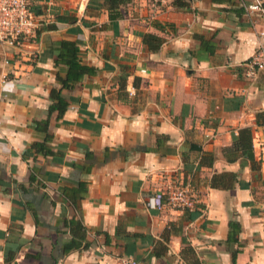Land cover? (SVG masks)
Masks as SVG:
<instances>
[{
  "label": "crops",
  "instance_id": "1",
  "mask_svg": "<svg viewBox=\"0 0 264 264\" xmlns=\"http://www.w3.org/2000/svg\"><path fill=\"white\" fill-rule=\"evenodd\" d=\"M250 2H38L34 34L0 46V264H264V69L243 76L264 21ZM62 41L91 72L60 89L58 115ZM243 127L252 159L231 146ZM177 186L193 208L147 207Z\"/></svg>",
  "mask_w": 264,
  "mask_h": 264
},
{
  "label": "built area",
  "instance_id": "2",
  "mask_svg": "<svg viewBox=\"0 0 264 264\" xmlns=\"http://www.w3.org/2000/svg\"><path fill=\"white\" fill-rule=\"evenodd\" d=\"M153 5H160L168 0H149ZM40 0H0V46L18 49V44L34 34L39 23L34 7ZM245 14L256 12L264 21V1L251 0L244 5ZM264 69V45H259L254 53L245 61L243 76L253 78L258 70ZM262 140L259 142L264 148V124L261 126ZM195 195L185 186H177L166 192L157 191L146 198V205L157 211H171L191 209L196 204ZM111 264H142L138 260L115 255Z\"/></svg>",
  "mask_w": 264,
  "mask_h": 264
},
{
  "label": "trees",
  "instance_id": "3",
  "mask_svg": "<svg viewBox=\"0 0 264 264\" xmlns=\"http://www.w3.org/2000/svg\"><path fill=\"white\" fill-rule=\"evenodd\" d=\"M107 3L108 9L117 6L124 0H104ZM111 16V14L109 15ZM141 42L147 50H156L161 44L160 37L150 34L142 33ZM77 47L71 41H62L60 43V49L57 53L55 64H63L66 66V70L63 76L59 74L55 75V79L59 83L58 88H51L49 91L50 104L48 105V111L56 110L60 115L66 107V103L62 99L60 89L62 87L69 86L70 83L76 81L84 72H91V69L83 64H80L76 59ZM121 79V78H120ZM123 79V78H122ZM120 81V80H119ZM122 84L121 82H119ZM232 147L239 150L242 155L248 159H252L251 154V142L249 129L246 127L240 128L237 131V137L232 141Z\"/></svg>",
  "mask_w": 264,
  "mask_h": 264
}]
</instances>
